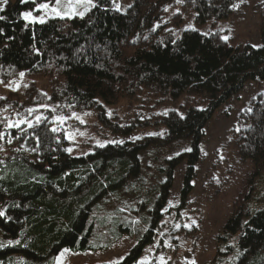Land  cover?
<instances>
[{
    "label": "trees",
    "instance_id": "obj_1",
    "mask_svg": "<svg viewBox=\"0 0 264 264\" xmlns=\"http://www.w3.org/2000/svg\"><path fill=\"white\" fill-rule=\"evenodd\" d=\"M54 1L17 0L0 11V77L7 81L27 74L54 83L50 94L28 86L23 103L0 97V211L5 213L0 216V264H56L66 249H98L93 241L106 215L100 204L133 180L145 188L141 153L152 141L111 142L73 155L65 125L77 121L76 113L92 109L102 123L113 125L106 105L146 88L159 101L178 105L156 115L166 129L161 144L179 143L188 150L165 158V180L140 196L147 213L139 221L144 228L128 210L115 217L118 232L138 235L118 264H135L158 231L173 168L188 162L186 197L211 118L248 82H264V8L261 47H234L218 32L188 29L174 37L166 30V17L179 2L174 20L186 8L195 12L197 25L216 23L233 14L235 0H136L125 12L113 0H93L96 6L83 17L44 23L24 18L38 4ZM239 150L253 165V177L217 238L211 264H223L229 256V264H264V206L252 199L255 179H264V98L248 116Z\"/></svg>",
    "mask_w": 264,
    "mask_h": 264
},
{
    "label": "rangeland",
    "instance_id": "obj_2",
    "mask_svg": "<svg viewBox=\"0 0 264 264\" xmlns=\"http://www.w3.org/2000/svg\"><path fill=\"white\" fill-rule=\"evenodd\" d=\"M16 1L7 0L4 3V0H0V8ZM113 1L118 10L125 12L136 0ZM92 3L95 4L93 0ZM42 4H47L48 7L40 9ZM180 7L179 2H176L175 6L168 9L166 17V30L174 37L181 36L185 30L198 29L205 34L218 32L234 47L244 44L254 47L262 45V0H235L233 14L228 19L203 26L196 24L195 12L186 8L174 20L173 16L181 12ZM86 8L88 11L85 12ZM92 8L86 0H56L40 3L26 12H31L34 18L42 17L45 21L61 16H80L79 13L86 14ZM26 20L32 22L31 19ZM50 80L47 77H30L27 74L7 81L0 77V97L23 103L30 85L50 94L52 86L54 87ZM263 98L264 82H248L239 95L214 114L206 126L200 144L191 192L186 197L183 196L188 168L187 160H183L173 168L168 204L162 211L154 240L135 264L212 263L218 251L217 238L234 212L235 203L247 193L250 178L253 177V165L242 159L239 141L248 116ZM158 99L152 91L142 88L134 96H121L112 105H106V117L109 120L114 119L113 125L102 123L99 112L94 109L76 113L77 121L65 125L73 155H86L94 151L96 146H105L111 142L141 143L147 138L152 142L145 144L141 153L140 177L146 180L145 188L133 180L117 196L112 195L101 202L100 208L106 215L103 219L104 228L97 229L93 241L98 249L85 252L64 250L57 257L56 264H118L136 246L138 235L118 232L115 217L128 210L134 220L138 221L140 228H144L142 221H139L147 213L145 208L140 207V196H145L152 187L159 188L165 180L166 171L169 169L163 162L165 158H172L173 154H178L183 149L188 150V147L184 148L179 143L166 146L161 144L166 129L156 115L178 105ZM63 119L65 120L64 117L61 118ZM125 128L128 129L127 132H124ZM255 182L257 186L252 199L257 197L258 206H264V179L258 177ZM154 194L157 195V192ZM232 259L233 256H229L223 264H229Z\"/></svg>",
    "mask_w": 264,
    "mask_h": 264
},
{
    "label": "snow or ice",
    "instance_id": "obj_3",
    "mask_svg": "<svg viewBox=\"0 0 264 264\" xmlns=\"http://www.w3.org/2000/svg\"><path fill=\"white\" fill-rule=\"evenodd\" d=\"M24 2H27V0H24ZM86 2H87V4L90 5L91 7H95V6H96L95 4L92 3V0H86ZM4 3H7V0H4ZM47 7H48L47 4H42V5L39 6L40 9H44V8H47ZM38 10H39V9H38ZM0 11H3V8H0ZM53 11H54V12H57V15H60L59 12H58L56 9H53ZM73 11H74V10H73ZM86 11H88L87 8L85 9V12H86ZM84 14H85L84 12L79 13V15H80L81 17H83ZM23 15H24V18H25V19H31L32 22H37V20H38L39 23H44V22H45L44 19H43L42 17H41V18H34V17H32L31 12H26V13H24ZM60 18H64V17L61 16ZM0 19H4V17H3V16H0ZM225 39H227V38L225 37ZM4 214H5V213H4L3 211H0V216H3ZM8 243L11 244V243H13V242H12V241H9ZM17 243H18V242H17ZM0 246H3V245H0ZM65 251H67V249H66Z\"/></svg>",
    "mask_w": 264,
    "mask_h": 264
}]
</instances>
